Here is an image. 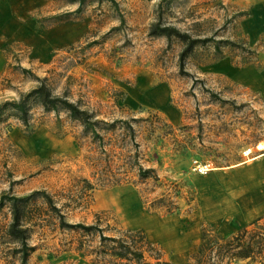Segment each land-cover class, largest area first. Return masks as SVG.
I'll return each mask as SVG.
<instances>
[{
  "label": "rangeland",
  "instance_id": "obj_1",
  "mask_svg": "<svg viewBox=\"0 0 264 264\" xmlns=\"http://www.w3.org/2000/svg\"><path fill=\"white\" fill-rule=\"evenodd\" d=\"M116 1L118 8L87 0L77 21L42 28L41 19L78 3L0 0V106L23 100L39 77L53 95L78 102L99 121L94 136L35 97L27 101V123L11 106L0 111V197L45 191L52 198L29 202V243L36 248L29 264H108L100 232L62 228L53 207L67 223L97 225L107 236L143 230L166 259L189 264L203 224L216 229L204 218L202 199L226 192L228 171L264 142L261 96L213 70L221 62L264 68V0ZM158 21L209 39L193 48L183 73L184 44L150 35ZM141 80L142 95L131 102ZM161 84L171 91L164 110L147 99V90ZM199 165L208 169L200 172ZM141 166L158 179H141ZM172 205L178 210L169 213ZM12 219L9 204L0 208V264H21L13 251L18 244L5 237Z\"/></svg>",
  "mask_w": 264,
  "mask_h": 264
},
{
  "label": "trees",
  "instance_id": "obj_2",
  "mask_svg": "<svg viewBox=\"0 0 264 264\" xmlns=\"http://www.w3.org/2000/svg\"><path fill=\"white\" fill-rule=\"evenodd\" d=\"M71 1L78 3L76 10L45 17L40 20V22H42L41 27L48 28L77 21L79 17L75 16V14L82 12L87 0ZM97 1L102 2V0ZM108 1L118 8L116 0ZM120 18L123 22V17L121 16ZM150 35L166 36L168 39L175 37L184 44V48L179 56V66L182 73L184 72L185 60L192 52L193 48L197 44L209 40L206 38H193L189 33L182 32L175 26L162 25L159 21L152 25ZM37 80L40 82V85L26 94L23 100L17 102L5 101L1 104L0 111L11 106L20 111L23 121L27 123V101L29 98L35 97L47 111L58 112L60 109H63L68 112L72 120L79 122L86 132H92L94 136H97L96 130L99 121L95 119L94 113L83 109L78 102H72L66 96L53 95L51 89L45 83V78L41 79L38 77ZM205 90L208 91L212 97L220 99L216 93L208 89ZM128 128L130 131H133V127L129 124ZM138 172L143 180L151 175L154 176L156 180L158 179L154 169L143 168L141 166ZM118 183H120V181L117 180L115 184ZM38 195H42L48 203L52 204L51 196L45 191H35L30 196L26 197L9 194H4L0 197V208L6 204H9L11 208L13 219L5 232V237L11 242L18 244L13 251L15 254L20 255L21 264H29V257L36 249L35 246L29 243L30 228L27 224L31 220L29 219V202L33 197ZM168 196L169 194L159 199V201H165ZM175 209L178 210V207L172 205L168 211L169 213H173ZM52 210L59 213L60 226L62 228L81 229L87 233L98 230L103 245L102 249H100V255L104 256L105 259L108 258V264H177L166 259L162 249L157 244L153 243L143 230L127 229L121 231L119 235L107 236L97 225L67 223L63 215H60L58 208L53 207ZM262 220H264V215L258 217L250 224L251 226H256L255 229L249 230L248 226L243 227L228 239H223L210 225L203 224L202 243L197 252L192 255L189 264H214V262L211 263L214 256H217V264L223 262L224 259H251L252 262L256 264H264V223H260Z\"/></svg>",
  "mask_w": 264,
  "mask_h": 264
},
{
  "label": "crops",
  "instance_id": "obj_3",
  "mask_svg": "<svg viewBox=\"0 0 264 264\" xmlns=\"http://www.w3.org/2000/svg\"><path fill=\"white\" fill-rule=\"evenodd\" d=\"M213 70L232 78L239 84L249 86L261 96L264 106V68L250 65L238 69L227 62H221L216 64ZM144 84L145 81L141 80L138 88L130 95L131 102L141 97ZM170 94V87L161 84L147 90V99L153 100L157 108L164 110ZM176 117L178 118L174 114L172 119L175 120ZM253 150L254 155H246L247 158L244 157L228 171L232 174V178L224 180L226 187H229L226 192L202 199V206L207 211L204 218L219 234L237 233L240 228L251 224L264 211V150H258L257 144L251 152Z\"/></svg>",
  "mask_w": 264,
  "mask_h": 264
},
{
  "label": "bare ground",
  "instance_id": "obj_4",
  "mask_svg": "<svg viewBox=\"0 0 264 264\" xmlns=\"http://www.w3.org/2000/svg\"><path fill=\"white\" fill-rule=\"evenodd\" d=\"M257 149L258 150H264V142H259L258 144H257ZM250 152H251V149H247L246 151H245V155H249L250 154ZM208 168H203L202 169V171L204 172V171H206ZM110 198V197H109ZM112 198V197H111ZM113 200V199H112ZM115 200V199H114ZM116 202V201H115ZM155 229H168L167 227L165 228V226L164 225H158ZM169 229H170V227H169Z\"/></svg>",
  "mask_w": 264,
  "mask_h": 264
},
{
  "label": "built area",
  "instance_id": "obj_5",
  "mask_svg": "<svg viewBox=\"0 0 264 264\" xmlns=\"http://www.w3.org/2000/svg\"><path fill=\"white\" fill-rule=\"evenodd\" d=\"M197 168H198V170L201 172L202 169H203V168H207V166L204 167V166H200V165H199Z\"/></svg>",
  "mask_w": 264,
  "mask_h": 264
}]
</instances>
